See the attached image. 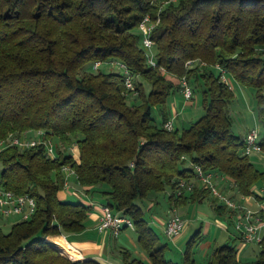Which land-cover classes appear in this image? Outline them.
<instances>
[{
	"label": "trees",
	"instance_id": "obj_1",
	"mask_svg": "<svg viewBox=\"0 0 264 264\" xmlns=\"http://www.w3.org/2000/svg\"><path fill=\"white\" fill-rule=\"evenodd\" d=\"M147 15L159 19L151 34L155 67L139 29ZM192 60L194 67L187 65ZM111 61L133 75L137 96L131 102L121 72L94 69L96 62ZM201 62L208 67L201 69ZM218 66L257 91L264 150V0H178L164 7L153 0H0V139L44 129V139L58 145L54 160L43 143L0 152V184L29 193L37 204L30 219L8 233L0 228V264H102L71 259L46 239L81 232L91 210L59 199L67 164L81 186L131 218L152 264L178 263L166 259L167 244L144 217L141 202L150 194L170 187L172 206L202 202L210 192L196 179L199 165L227 177L233 199L256 195L264 171L244 155L245 141L233 132L234 94ZM183 77L194 92L202 91L205 113L189 127L169 131L167 103L181 91ZM157 106L160 124L153 116ZM74 142L79 163L69 151ZM179 180L193 181L194 190L177 196ZM217 211L231 213L224 205ZM200 232L189 241L184 264H195L191 248ZM235 243L217 247L207 264H242ZM259 246L251 264H264V229ZM124 258L146 264L128 251Z\"/></svg>",
	"mask_w": 264,
	"mask_h": 264
},
{
	"label": "rangeland",
	"instance_id": "obj_2",
	"mask_svg": "<svg viewBox=\"0 0 264 264\" xmlns=\"http://www.w3.org/2000/svg\"><path fill=\"white\" fill-rule=\"evenodd\" d=\"M162 1L163 0L157 2V4L162 6ZM153 52L155 53L154 50ZM203 63L205 65H203L201 62L200 67L201 69H206L208 66L205 62ZM196 65V63H193L192 67ZM217 70L222 73L220 69L217 68ZM97 71L120 72V68L111 64L100 65ZM227 78L234 94L229 106L233 132L242 139L245 138L247 132L253 129L258 130L261 133L263 127L258 115L257 91L236 82L230 75H227ZM179 82H181V79ZM145 87L146 91L151 89V85L146 82ZM262 92L264 94V90ZM136 96L137 93H129V101L131 102L134 100ZM173 108H175L176 112L173 111ZM167 109L172 112L171 116L177 113V118L174 122L176 128L180 130L187 128L191 123L197 121L205 113L203 93L202 91H193V97L188 101H185L182 92H177L168 100ZM153 116L156 118L158 124L162 122L159 106L154 108ZM54 142L56 143V140H54ZM58 144L60 148L66 146L59 142ZM250 160L259 170L264 171V153H254L250 156ZM1 170L2 166L0 163V174ZM228 188L229 186L227 185V182H223L220 185L221 191L227 193L228 196H230ZM256 189H264V182L260 183ZM93 193L96 197L98 195L100 196V194L97 192ZM170 193L171 188L166 187L164 192L152 193L148 196V198L141 202L144 211V217L155 228L163 241H165L167 238L165 235H163L164 233L162 234L157 222H163L174 213L179 214L186 221L185 228L182 232V237L178 242L167 239L169 244L166 254L167 259L173 260L179 264H184V253L187 249L188 243L198 230L201 232L199 236H195L196 240L192 243L191 248L192 257L195 261V264H207L217 247L222 246L233 239H236L235 244L237 245L238 249L240 248V240L237 239L239 237V232L235 229L236 217H231L229 223L225 225L223 222L226 221V217L219 215L214 209L216 205H222L219 200L214 201L213 198L209 196L202 202H188L177 207L171 205L169 200ZM72 200L76 199L72 198ZM234 200L251 209H258L257 201L252 197H242L239 195ZM229 212L231 211L229 210ZM222 223L226 227H229V230L225 229L221 225ZM206 226L209 227L208 232H206ZM11 227L12 226H10L6 221L0 219V228L4 233H8L11 230ZM259 251L260 246L258 244H249L248 248H246L243 252H240L241 256L239 259L242 264H251L256 260ZM64 252L65 255L68 254L72 256L71 253H67L66 251Z\"/></svg>",
	"mask_w": 264,
	"mask_h": 264
},
{
	"label": "built area",
	"instance_id": "obj_3",
	"mask_svg": "<svg viewBox=\"0 0 264 264\" xmlns=\"http://www.w3.org/2000/svg\"><path fill=\"white\" fill-rule=\"evenodd\" d=\"M159 1L161 0H153L154 3ZM176 1L178 0H163L162 7ZM158 23L159 19L153 21L151 17L147 15L139 26L142 34V45L146 50L150 64L154 67L157 64L154 59L155 53L153 52L155 48V42L151 38V34ZM193 63H196V60L188 61L187 65L192 66ZM110 64L120 68V72L125 76V84L128 91L131 93H136L133 75L124 63L119 61L104 63L96 62L94 69L97 70L100 65ZM202 64L205 65L203 62ZM217 68L222 71V81L229 85L226 70L220 67ZM180 83L183 98L185 101H188L193 97V89L185 77L181 79ZM176 118L177 113L171 116V118L164 123V128L169 131H174L176 129L174 123ZM27 133L28 132H25L23 136H17L14 133H10L7 138L0 139V152L9 146L16 145L21 148H29L43 143L46 146L47 155L53 160L56 158L58 145L52 139H44V136L47 133L46 130L39 129L35 131L34 136L31 137L28 136ZM261 139L262 136L258 130L253 129L247 132L244 138V155L251 156L254 153H264L263 147L261 145ZM75 147H77L75 142L69 146V151L72 153V155H74L73 150ZM194 168L196 179L202 186L209 190L210 196L213 198V200H219L222 205L231 211V213H229L230 216L232 218L233 216L236 217L235 229L239 232V238L241 242L243 244L255 243L259 245L262 241V232L264 229V189H256V195L249 196L257 201L258 209L254 210L236 202L232 197L228 196L227 193L221 191L220 185L223 182H227L229 187L233 186L227 177L219 173L207 172L199 165H195ZM62 172L65 174V188L68 187V180L71 176L78 178L76 170L71 164L64 165L62 167ZM194 188L195 184L193 181L187 182L186 180H179L176 188V195L181 196L183 191L191 192L194 190ZM36 207V200L29 193L17 194L12 190L5 189L0 184V218L18 216L21 218V220H28L36 211ZM101 210L102 214L99 224L100 232L104 233L107 231H112V233L117 236L120 234L123 228L135 230V225L131 218L123 216L121 213H115L109 205L102 204ZM185 225V219L179 214L174 213L166 221L163 228V233L167 239L174 240L182 234Z\"/></svg>",
	"mask_w": 264,
	"mask_h": 264
},
{
	"label": "crops",
	"instance_id": "obj_4",
	"mask_svg": "<svg viewBox=\"0 0 264 264\" xmlns=\"http://www.w3.org/2000/svg\"><path fill=\"white\" fill-rule=\"evenodd\" d=\"M173 111L176 112L175 108H173ZM27 135L30 137L34 136L33 132H28ZM73 153V157L79 163L80 155L78 146L74 148ZM68 182V187L59 192V199L70 202L80 201L91 206L89 216L85 222V228L81 232H73L67 235H50L47 237L48 241L56 244L63 254H65V250L67 253H71L72 256L68 254L66 255H68V257L74 260L95 259L100 261L102 264H126L124 252L128 251L130 253L131 259L139 258L143 260L146 264H152L148 253H146V251L141 247L138 241V235L135 230L130 228H124L117 236H115L112 231H107L104 233L100 232L99 224L102 214L101 206L102 204H104V198H102L101 195H98L97 197L94 196V190H87L86 188L81 186L75 176H71ZM72 198H75L76 200H72ZM217 206L218 205H216L214 209L216 213L222 215L223 217H226V221L223 222L226 225L231 220V216L228 213L220 214L217 211ZM0 219L6 221L10 226H12L16 222L21 221L18 216ZM167 220L168 218L161 223H159L160 221L157 222V225L159 226V229L161 230L162 234L163 228ZM223 223L221 225L225 229L229 230V227H226ZM205 228L206 232H208L209 227L206 226ZM181 237L182 234L176 239H174V241L178 242ZM237 239L240 240L239 237ZM167 241V239L165 241L162 240L163 243L167 244L165 257L169 248V244ZM248 246L249 244H243L240 240V248L238 249L239 258L241 256L240 252H243L246 248H248Z\"/></svg>",
	"mask_w": 264,
	"mask_h": 264
},
{
	"label": "bare ground",
	"instance_id": "obj_5",
	"mask_svg": "<svg viewBox=\"0 0 264 264\" xmlns=\"http://www.w3.org/2000/svg\"><path fill=\"white\" fill-rule=\"evenodd\" d=\"M66 251V250H65Z\"/></svg>",
	"mask_w": 264,
	"mask_h": 264
}]
</instances>
